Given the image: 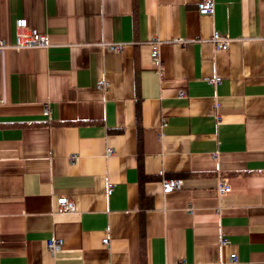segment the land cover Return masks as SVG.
<instances>
[{
    "label": "crops",
    "instance_id": "1",
    "mask_svg": "<svg viewBox=\"0 0 264 264\" xmlns=\"http://www.w3.org/2000/svg\"><path fill=\"white\" fill-rule=\"evenodd\" d=\"M200 1L0 0V264H264V0Z\"/></svg>",
    "mask_w": 264,
    "mask_h": 264
},
{
    "label": "built area",
    "instance_id": "2",
    "mask_svg": "<svg viewBox=\"0 0 264 264\" xmlns=\"http://www.w3.org/2000/svg\"><path fill=\"white\" fill-rule=\"evenodd\" d=\"M196 10L200 15H212L214 13V1L213 0H201L196 5ZM211 43L213 46L218 50H225L228 45V41L222 37L219 33H213L212 37L210 38ZM48 44V37L44 35L37 29L29 28L27 25V21L23 18L17 19L15 21V37L14 41L11 45H7V43L3 40H0V55L3 51L7 50L8 48H13L15 50L27 49L31 50L36 47H44ZM108 49L115 51L121 48L120 45H109L107 46ZM152 61L153 65L156 68L160 67V58L159 52L156 48L152 50ZM219 78H215L211 80L212 83L218 82ZM107 152H111L107 149ZM162 192L164 194L170 193L175 190H179L182 188V181L179 179H163L161 181ZM107 193L111 192V185H108ZM229 187L226 185L225 182H220L218 184V191L220 193H227L229 192ZM59 211L60 212H68L72 210V204L62 198L59 199ZM106 243V239L103 240ZM225 240H222V243H225ZM61 241L58 239L51 240L48 242V246L51 249L59 247ZM232 259L235 258V255L231 256Z\"/></svg>",
    "mask_w": 264,
    "mask_h": 264
},
{
    "label": "bare ground",
    "instance_id": "3",
    "mask_svg": "<svg viewBox=\"0 0 264 264\" xmlns=\"http://www.w3.org/2000/svg\"><path fill=\"white\" fill-rule=\"evenodd\" d=\"M62 198H64V199H66V200H67V198H66V197H60L59 199H62ZM59 199H58V200H59ZM57 205H58V206H60V204H59V201H57Z\"/></svg>",
    "mask_w": 264,
    "mask_h": 264
},
{
    "label": "rangeland",
    "instance_id": "4",
    "mask_svg": "<svg viewBox=\"0 0 264 264\" xmlns=\"http://www.w3.org/2000/svg\"><path fill=\"white\" fill-rule=\"evenodd\" d=\"M43 34H44V33H43ZM215 78H217V77H215ZM215 78H214V79H215ZM211 80H213V79H211ZM99 85H103V83L100 82ZM225 183H226V182H225ZM226 185H227V183H226ZM227 186H228V185H227ZM228 187H229V186H228ZM229 189H230V187H229ZM229 191H230V190H229ZM227 193H228V192H227Z\"/></svg>",
    "mask_w": 264,
    "mask_h": 264
}]
</instances>
